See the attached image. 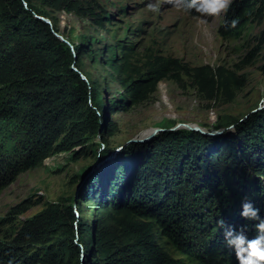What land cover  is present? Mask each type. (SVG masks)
<instances>
[{"label":"trees","instance_id":"16d2710c","mask_svg":"<svg viewBox=\"0 0 264 264\" xmlns=\"http://www.w3.org/2000/svg\"><path fill=\"white\" fill-rule=\"evenodd\" d=\"M40 1L53 10L104 24V15L90 4ZM36 14L49 16L32 0H0V192L22 170L54 153L83 148L93 136L113 133L116 125L106 123L97 84L80 75L79 48L60 40ZM190 14L198 16L195 11ZM263 20L264 0H233L218 33L223 39L241 38L252 22ZM259 43H264V32ZM132 52L126 45L120 58L110 59L127 102L125 107H112L111 113L148 100L163 79L185 89L187 75L202 96L223 103L232 102L247 82L226 65L191 66L161 54H151L140 65L132 61ZM231 123L235 135L210 139L199 131L165 130L150 142L157 150L148 151L142 165L120 177L123 183L110 205L86 195L98 204L95 226L80 218V199L48 203L24 219L8 240H0V264H64L68 254L80 252L86 264H184L164 248L162 237L197 264H239L218 221L236 230L245 227L250 239L257 235L256 221L241 216V203L251 201L264 217V109ZM12 132L19 136L6 135ZM30 206V200H23L8 216ZM37 247L44 250L38 252Z\"/></svg>","mask_w":264,"mask_h":264},{"label":"rangeland","instance_id":"374dc122","mask_svg":"<svg viewBox=\"0 0 264 264\" xmlns=\"http://www.w3.org/2000/svg\"><path fill=\"white\" fill-rule=\"evenodd\" d=\"M78 1L86 6L90 4L100 16L104 15V24L98 25L90 17L56 11L40 0H32L39 10L52 18L71 48H79L76 61L82 73L98 86V95L105 103L106 123L116 125L113 133H103L101 128L103 135L93 136L83 148L54 153L36 167L16 174L0 192L2 241L8 240L24 219L53 202L80 199V218L95 226L98 204L88 201V197H99L105 205H110L114 191L123 183L120 177L142 165V157L147 156L148 151L157 150L156 146L150 147V142L165 130H194L184 125L191 124L201 126L206 134L199 132L209 139L229 133L235 135L233 119L246 120L264 109V43H259L264 20L261 24L252 22L241 38L223 39L218 27L225 12L200 18L167 4H163L158 13L150 12L146 7L150 0ZM126 45L133 48L132 61L140 65L151 54L174 56L191 66L226 65L243 75L247 82L232 102L223 103L202 96L187 75H184L185 89L174 80L163 79L148 100L111 113L112 107L127 105L123 88L109 63L110 59L121 57V49ZM258 46L260 51L255 50ZM250 56H254L251 63H245ZM6 135L10 138L19 136L15 132ZM21 139L24 140V136ZM168 157L163 160L167 161ZM163 160L159 159L160 164ZM112 180L115 183L112 184ZM82 196L86 201H82ZM26 199L32 202L26 212L8 216L12 206ZM160 242L184 264H197L178 252L167 238H160ZM35 250L42 252L44 248ZM63 261L64 264H86L82 252L77 256L68 254Z\"/></svg>","mask_w":264,"mask_h":264},{"label":"clouds","instance_id":"9594fccd","mask_svg":"<svg viewBox=\"0 0 264 264\" xmlns=\"http://www.w3.org/2000/svg\"><path fill=\"white\" fill-rule=\"evenodd\" d=\"M231 3L232 0H150L146 7L148 11L158 13L161 6L167 4L177 11L188 13L195 11L198 17L202 18L227 12ZM241 209L243 218L256 221L257 235L250 239L246 235L245 227L236 230L221 219L218 224L224 229L226 245L234 250L239 264H264V217L247 199L241 203Z\"/></svg>","mask_w":264,"mask_h":264},{"label":"water","instance_id":"95a60500","mask_svg":"<svg viewBox=\"0 0 264 264\" xmlns=\"http://www.w3.org/2000/svg\"><path fill=\"white\" fill-rule=\"evenodd\" d=\"M26 4H27V3H26ZM36 16H37L39 19H41L42 21L48 23V24L51 26V28H52L54 34H55L60 40H62V41H64V42H67V43H68V39H67L64 35H62V34L59 33L58 31H55V30H54V28H53V23H52V21H51V19H50L49 17L42 16V15H38V14H36ZM75 69H77V68H75ZM80 75H81V77H82L84 80H86V81L88 80L87 77L84 75V73L80 72ZM184 125H185L186 127H188V128H191V129H194V130H197V131H201V132H203V133L206 134V132H204L203 128H202L201 126H199V125H195L194 127L191 126V124H184ZM133 140H134V139H133Z\"/></svg>","mask_w":264,"mask_h":264}]
</instances>
